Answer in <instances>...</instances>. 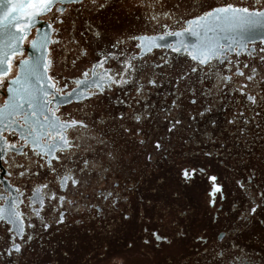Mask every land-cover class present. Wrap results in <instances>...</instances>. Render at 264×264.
<instances>
[{"label": "snow or ice", "instance_id": "snow-or-ice-1", "mask_svg": "<svg viewBox=\"0 0 264 264\" xmlns=\"http://www.w3.org/2000/svg\"><path fill=\"white\" fill-rule=\"evenodd\" d=\"M160 2L161 0H152V4ZM116 3L117 0H7V10L0 15V31L6 28H14V31L10 32L8 51L0 53V83H8L7 91L10 96L5 101V108L9 110V116L26 120L25 108L31 110L32 116L37 115L33 103L34 93L37 88L44 90V77L47 78L48 89H56L59 92L68 87L67 83L58 87L55 78L48 74L55 63L52 57L53 49L48 45L61 44L59 34L62 26L69 23L70 27L74 28L84 12H100L114 8ZM255 3L262 5L264 0H255ZM152 4L145 6L151 7ZM182 6L183 0H176L171 10L151 15L149 19L161 28H168V24H161L160 17L172 19L179 14ZM44 16H49L47 27L56 38L51 39L46 34L40 41L30 40V46L43 49L44 55L33 61L21 60L23 71L16 72L13 76V60L17 51L12 45L18 48L24 44L29 39L32 22ZM208 21H214L226 28L264 24V7L256 10L226 3L186 21L189 28L182 31L196 35L192 26H207ZM175 22L179 23V19ZM83 24L84 30L80 36L86 37L84 42L81 43L73 35L71 43L76 47L77 59L95 54L91 68L81 72L83 78H88L90 73L97 77L95 90L82 92L80 96L81 101H95L92 115L86 113L81 118L71 115L61 118L52 111L50 116L56 124L51 127L49 133H45L47 140L51 141L50 144L45 142L42 145L35 129L29 136L16 139H10L9 135L5 134L8 132L7 125L0 131V162L8 166L6 175L9 178L16 177L19 180L18 184H8L10 192H16L23 197L27 189L33 193L29 200L37 198L41 192L46 194L44 198L39 199V207L32 209L33 214L42 220L40 232L35 231L33 223L27 224V228L33 229V232L26 231L25 214L19 209L23 200H13L7 214L0 210V220L7 226V235L0 245V260L7 257V264H13L14 260L19 264L30 247L36 250L37 245L34 242H38V251L43 255L36 264H52L48 247L53 244L56 264H78L77 249L83 246V242L79 235L73 233V225L82 226L85 214L91 220L103 219L104 205L117 209L121 198L111 189L119 188L121 180L125 182V190L131 194H135L139 185L146 179H154L157 184L164 185L167 178L159 171L157 157L167 160L173 153L181 155L182 149L190 143L189 139L181 136L179 147L171 142L184 130L186 121L197 122L194 130V134L199 133L197 143L211 144L214 150L202 151L204 163L181 166L178 170L179 182L192 186L197 183L199 177H204L210 182L208 205L216 212L214 220H218L219 214L224 211V204L228 199L225 189L231 183L237 194L247 203L246 210L236 217L238 226H246L249 221L256 220L257 216L261 217L257 222L264 225V71H261V66L264 65V48H260L258 55L253 57L259 61L258 64L250 66L244 63L240 66L237 61V66L232 69L229 67L232 61L221 59L223 54L217 52L214 47H194L193 51H188L183 44L180 48L169 45L171 52L176 54H180L183 48L187 57L195 62L196 66L186 70L183 67L178 68L172 57H162L160 62L148 63L146 54L157 46L154 37L118 35L114 40L107 42V48H102L105 33L91 21L85 20ZM165 34L180 36L182 32ZM159 39L164 37L160 36ZM145 40H149L151 46L146 45ZM129 42H137L135 55L125 47ZM213 60H218L219 65L213 66ZM72 63L75 64L76 59ZM41 65L43 76L39 72ZM199 72H203L204 76L193 81L192 74ZM212 77L216 79L213 80ZM186 81L188 83H185ZM75 83L79 86L84 84L85 80L76 79ZM165 84L170 88L161 96L160 89L165 88ZM197 85L204 90H199ZM117 90L122 92L123 98L117 96L105 107V101L112 100L108 93ZM72 91L74 93L76 90ZM198 91L205 103L195 113H186L183 104L185 94L190 97L187 103L196 105ZM154 92L158 95V102L151 99ZM44 95L47 96L48 92L45 91ZM46 104L47 102L45 106ZM114 108L120 110L113 111ZM124 108L131 110L126 112ZM214 112L227 114L223 126L213 117ZM41 114L45 120L49 119V114ZM188 127L191 128V124H188ZM10 135L15 136L14 129ZM258 142L262 145L259 148L256 147ZM109 183L111 189L105 187L97 190L98 202L84 200V192L88 188L96 190L97 185ZM53 184L58 191L52 190ZM72 194L80 199H70ZM82 200L84 203L81 207ZM101 200L103 205L99 202ZM129 200L130 197H125L124 203L127 204ZM217 200L220 201L219 207ZM46 201L56 202V206L51 209L57 213L53 221L56 225L54 233L50 231L52 224L44 222L42 218ZM66 205L71 207H65ZM118 210L121 220L127 222L135 215L142 218L144 214L152 211L165 216L172 209L171 201L167 197L146 203L145 197L140 195L137 206L129 205ZM71 212L81 213V219L69 223ZM87 231L91 242L95 239L96 230L89 228ZM184 236L183 232L177 231L169 238L153 231L149 238L143 240V244H154L157 248L161 242L179 246L184 243ZM195 241L207 253V237L200 234L195 237ZM227 241V236L222 240L217 239L218 250L212 253L213 264H231L233 257L228 251L230 246ZM261 243L264 244V234L261 235ZM134 246L133 241H128L123 250L110 251L105 247L98 259L105 261V264H131L126 253ZM195 255L197 259L189 260L188 264H200L199 251Z\"/></svg>", "mask_w": 264, "mask_h": 264}, {"label": "flooded vegetation", "instance_id": "flooded-vegetation-1", "mask_svg": "<svg viewBox=\"0 0 264 264\" xmlns=\"http://www.w3.org/2000/svg\"><path fill=\"white\" fill-rule=\"evenodd\" d=\"M176 0H161L160 3L152 4V0H117L114 8L102 10L100 12L88 13L84 12L74 28L70 27L69 23H65L62 26V31L59 34L61 44H50L49 48L53 49L52 57L55 63L52 68L49 69V75L53 76L57 81L58 87L68 84L67 88L63 91H57L56 89L47 88V78L44 77L42 83L44 84V90L39 88L35 90L33 103L37 109V115L32 116L31 110L25 108L24 113L27 119H21L17 116H9V110L5 108V101L10 96L7 91L8 83H0V131H3L4 127L8 126V132L10 139H16L20 136H29V133L35 129V133L40 138V143L43 145L45 142L51 143L47 140L45 133L51 131V127L56 124V121L51 118L50 113L55 111L61 118H67L69 115L75 118H81L86 113L91 116L94 109L93 104L95 101H81V93H86L89 90H95V83L97 77L92 76L91 73L88 78L81 77V72L85 69H90L91 64L94 62V53L90 54L87 58L77 59V50L75 45L71 43V37L75 35L77 39L84 42L86 37H81L80 33L84 30L83 22L85 20L91 21L95 26L105 33L104 43L101 44L102 48H107V42L114 40L116 36L122 35H137L148 38H156L155 45L152 51L147 53L145 59L149 64L160 62L162 57H172L177 63V67H183L186 70L192 66H196L194 61H191L187 57L183 48L180 54L171 52L169 45L180 48L182 44L187 48L190 45L172 39L177 37L174 35H166L167 32H188L182 31L189 28L188 20H193L197 16L203 15L204 12L220 7L226 3H231L238 7H250L251 9L259 10L264 7V4L257 5L255 0H183V6L179 10V14L172 19L160 17L161 24H168V28H161L155 21H151L149 17L151 15L162 13L163 11L171 10ZM146 4H152L151 7L145 6ZM75 15V13L73 14ZM179 19V23L175 20ZM49 16L39 18V23L32 27L29 33V39L20 45L17 56L13 60L14 72H19L20 61L24 59L29 60V41L34 39H42L47 34L49 38L55 39L54 33H51L47 27ZM55 27H61L54 25ZM193 28V26H192ZM90 34H86L89 36ZM163 36L164 39H159ZM137 42H129L125 45L126 48L131 50V54L135 55L137 49L135 44ZM146 45L151 46L149 40H145ZM264 48V38H259L253 41H247L244 43L231 45L229 43H220L218 46L219 53H222L221 59L226 61H232L230 68L234 69L239 61L240 66L244 63H248L250 66L258 64V60H254L253 57L258 55L259 49ZM63 49V50H62ZM239 53V55H237ZM44 54V52H43ZM251 54V55H250ZM76 59V63L72 61ZM218 60H213L212 65L218 66ZM111 64V62H110ZM261 71H264V65L261 66ZM40 74L43 76V66L39 69ZM204 73L199 72L192 74V80L195 81L197 77H203ZM11 79V77L9 78ZM76 79H84L85 83L82 85H76ZM215 80V77H212ZM240 80L241 78H236ZM185 83H188L187 81ZM169 85L165 84V88L160 89V95L162 96L168 89ZM184 84L181 85L183 90ZM199 90H204L197 85ZM73 89L76 91L73 93ZM48 92L45 96L44 92ZM133 96L135 93L133 92ZM108 96L112 97L111 101H105L104 106L108 107L117 96L122 97V92L119 90L114 93H108ZM123 98V97H122ZM190 97L185 94L183 101L184 111L195 113L205 103L204 98L197 93L198 103L196 105H189L187 100ZM130 102L135 106L131 97L128 98ZM152 101L158 102L157 93H153L151 97ZM45 102H47L45 106ZM123 106H121L122 108ZM99 110V106L96 107ZM118 111L120 109H112ZM124 111H130L131 109L124 108ZM41 113L49 114V119L45 120ZM226 113L214 112L213 117L218 119L223 126V121L226 117ZM191 124V128L188 127ZM197 127L196 121H186L185 128L181 133L171 142L172 145L179 147L180 137L189 139L190 143L182 149L181 155L173 153L164 160L158 156L157 161L160 165L159 171L164 175L166 183L164 185L157 184L154 179H146L145 182L138 187V191L135 194H131L125 190L124 180L120 181L119 188L111 189V183L106 185H97L96 190L88 188L84 192V200H91L92 202H98V191L107 187L117 192L121 198V204L117 209H110L107 205L105 207V217L101 220H91L87 218L85 214L84 223L82 226L73 225V233L79 235L83 246L77 249L78 264H105V261L99 260L98 257L102 254V250L105 247L111 251L113 249H124V245L128 241L134 242V248L127 251V255L131 264H188L189 260H196V253L199 251L200 264H213L212 253L217 251V239H223L228 237V251L233 257L231 264H264V244L261 243V235L264 234V225H261L257 221L261 218L257 216L256 220L249 221L246 226H238L239 221L236 219L240 213L244 212L247 208V203L243 197L238 195L234 185L229 183L226 186V193L228 199L224 204V211L219 214V219L214 220L213 217L216 212L213 208L209 207L208 200L210 199V182L204 177H199L197 183L192 186H185L179 182L178 170L181 166H186L190 163H204V157L202 156L203 150H214L213 146L208 143H197L199 133L194 134V130ZM15 130V136H11L12 130ZM31 139V138H29ZM167 144V141L165 142ZM22 144V142H21ZM262 145L258 142L256 147ZM28 149H25L27 151ZM17 159H21L17 157ZM8 166L0 162V210H3L7 214L11 208V202L13 200H23L24 202L19 205V209L24 212L25 228L28 233H32L33 229L27 228L28 223L35 224V231H42V220L37 218L33 212V208L39 207V199L45 197V193L41 192L39 196L33 200H29V197L33 193L27 189L24 191V196H19L16 192H10L8 184H18L19 180L16 177L9 178L6 173ZM211 174V173H210ZM111 180V177H110ZM52 190H57L56 185H52ZM58 191V190H57ZM58 194H60L58 192ZM143 195L145 202L149 200L158 201L161 197H167L171 201V212L168 215L160 216L155 211L148 212L141 218L140 215H135L127 222L121 220L119 208H125L129 205L137 206L138 197ZM130 197L128 203H124V198ZM70 199L79 200L80 197L72 194ZM84 200L81 201V207ZM102 205L104 202L99 201ZM31 205V207H29ZM56 206V202L46 201V210L42 213L44 222L52 224L51 232H55L56 225L54 224V218L57 213L51 211ZM220 206V201L217 200V207ZM65 207H71L66 205ZM81 219V213L71 212L68 218V222ZM111 225V227H109ZM6 224L3 220H0V245L3 244V238L7 235ZM14 227V226H13ZM241 227L243 230L241 231ZM95 229V239L89 241L88 229ZM102 229V230H101ZM153 231L159 232L162 236H168L171 238L177 231L183 232L184 243L182 245H168L164 242L160 243L157 248L153 245L145 246L143 240L149 238V234ZM204 234L207 237V253L203 247H199L196 244L195 237L197 235ZM59 236H57V239ZM37 245L36 250L29 248L24 257L21 258L19 264H36V262L42 258L41 253L38 251V242H34ZM97 245L99 247L97 248ZM95 253V255H93ZM48 255L52 257V264H56L55 245L48 247ZM248 258H251L249 260ZM8 258L3 257L0 260V264H7ZM13 264H16L15 260Z\"/></svg>", "mask_w": 264, "mask_h": 264}, {"label": "water", "instance_id": "water-1", "mask_svg": "<svg viewBox=\"0 0 264 264\" xmlns=\"http://www.w3.org/2000/svg\"><path fill=\"white\" fill-rule=\"evenodd\" d=\"M18 2V0H17ZM7 10V0H0V15ZM17 15H19L17 13ZM39 18H36L32 22V27L39 23ZM31 27V28H32ZM193 30L197 33L193 35L192 32H184L180 36L173 38V41H178L181 43H186L191 47L187 48L188 51H193V48H204V47H214L218 51V46L220 43H229L231 45L244 43L247 41H253L259 38H264V24H257L254 26L245 27H234L226 28L218 25L214 21H208L207 26H196L193 25ZM14 31L12 29H5L0 31V53L8 51L9 36L10 32ZM40 41L41 39H34ZM16 51H19L20 46L17 48L16 45H12ZM195 54V53H194ZM43 49L29 47V61L36 60L42 57ZM24 66L20 65L19 72L23 71Z\"/></svg>", "mask_w": 264, "mask_h": 264}]
</instances>
